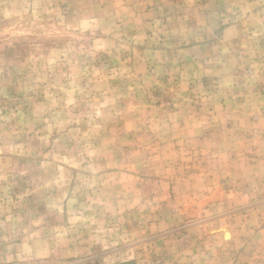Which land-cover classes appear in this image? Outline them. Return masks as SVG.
<instances>
[{"label":"rangeland","instance_id":"obj_1","mask_svg":"<svg viewBox=\"0 0 264 264\" xmlns=\"http://www.w3.org/2000/svg\"><path fill=\"white\" fill-rule=\"evenodd\" d=\"M0 264H264V0H0Z\"/></svg>","mask_w":264,"mask_h":264}]
</instances>
